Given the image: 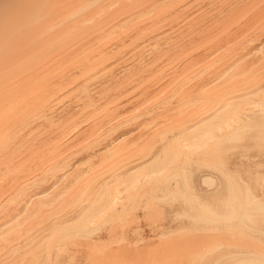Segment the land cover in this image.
<instances>
[{"label": "bare ground", "instance_id": "6f19581e", "mask_svg": "<svg viewBox=\"0 0 264 264\" xmlns=\"http://www.w3.org/2000/svg\"><path fill=\"white\" fill-rule=\"evenodd\" d=\"M0 264H264V0H0Z\"/></svg>", "mask_w": 264, "mask_h": 264}]
</instances>
